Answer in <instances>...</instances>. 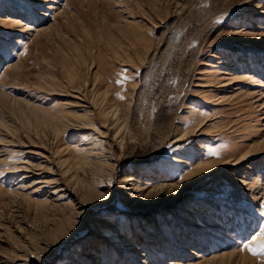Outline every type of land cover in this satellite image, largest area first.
Instances as JSON below:
<instances>
[{"label":"rangeland","instance_id":"rangeland-1","mask_svg":"<svg viewBox=\"0 0 264 264\" xmlns=\"http://www.w3.org/2000/svg\"><path fill=\"white\" fill-rule=\"evenodd\" d=\"M0 264H264V0H0Z\"/></svg>","mask_w":264,"mask_h":264},{"label":"snow or ice","instance_id":"snow-or-ice-1","mask_svg":"<svg viewBox=\"0 0 264 264\" xmlns=\"http://www.w3.org/2000/svg\"><path fill=\"white\" fill-rule=\"evenodd\" d=\"M253 251H255V249H253Z\"/></svg>","mask_w":264,"mask_h":264}]
</instances>
